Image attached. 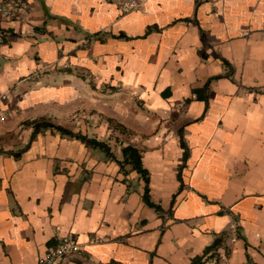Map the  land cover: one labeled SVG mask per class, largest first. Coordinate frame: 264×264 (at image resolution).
Segmentation results:
<instances>
[{
	"label": "crops",
	"instance_id": "obj_1",
	"mask_svg": "<svg viewBox=\"0 0 264 264\" xmlns=\"http://www.w3.org/2000/svg\"><path fill=\"white\" fill-rule=\"evenodd\" d=\"M0 15V264H264V0H26ZM20 94V96H19Z\"/></svg>",
	"mask_w": 264,
	"mask_h": 264
},
{
	"label": "built area",
	"instance_id": "obj_2",
	"mask_svg": "<svg viewBox=\"0 0 264 264\" xmlns=\"http://www.w3.org/2000/svg\"><path fill=\"white\" fill-rule=\"evenodd\" d=\"M125 10L136 7L141 0H121ZM26 0H0V15L9 20H16L20 17V9H26ZM0 34V42L2 41ZM20 96V94H19ZM6 93L0 95V100L6 99ZM79 248V243L73 235H65L59 239L58 243L47 250L39 259L37 264H56L59 259L67 256Z\"/></svg>",
	"mask_w": 264,
	"mask_h": 264
}]
</instances>
